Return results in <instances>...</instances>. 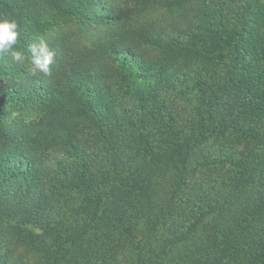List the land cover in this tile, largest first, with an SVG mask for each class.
<instances>
[{"label": "trees", "instance_id": "1", "mask_svg": "<svg viewBox=\"0 0 264 264\" xmlns=\"http://www.w3.org/2000/svg\"><path fill=\"white\" fill-rule=\"evenodd\" d=\"M120 4L0 0L26 53L114 27L0 56V264H264V0Z\"/></svg>", "mask_w": 264, "mask_h": 264}, {"label": "clouds", "instance_id": "2", "mask_svg": "<svg viewBox=\"0 0 264 264\" xmlns=\"http://www.w3.org/2000/svg\"><path fill=\"white\" fill-rule=\"evenodd\" d=\"M19 25L15 19L0 16V56H9L17 66L23 67L26 63L33 66V73L38 71L43 76L52 75L51 66L55 60V51L43 37H37L27 53L14 46L19 38Z\"/></svg>", "mask_w": 264, "mask_h": 264}, {"label": "rangeland", "instance_id": "3", "mask_svg": "<svg viewBox=\"0 0 264 264\" xmlns=\"http://www.w3.org/2000/svg\"><path fill=\"white\" fill-rule=\"evenodd\" d=\"M120 1L122 0H111V2L113 3L116 2L117 4H120ZM160 14L161 13L153 12L150 15V18H156ZM85 27H86L85 25H80V23L76 20L67 24H62L59 27L53 26L47 29L44 33H40L38 36H36L34 43L36 42L37 37H43L48 43L55 44V46H52L51 48L57 54V55L55 54V58H57L58 56V50L56 49L57 45L62 46L63 44L71 43L76 46H84V45L89 46L93 40H99L105 38L108 35V33L111 31V29L114 28L112 25H108V24L96 25L94 23L87 28ZM29 66L31 69H33V66L31 64ZM188 110H191V107ZM35 117L36 116L32 114V112L30 111H22L21 113L13 112L4 118V122H10V123H13L15 121L29 122L30 120H33Z\"/></svg>", "mask_w": 264, "mask_h": 264}]
</instances>
